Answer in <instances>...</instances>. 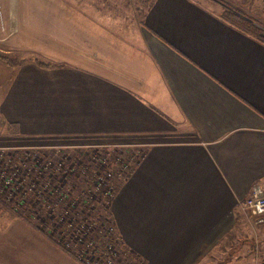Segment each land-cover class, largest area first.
Masks as SVG:
<instances>
[{"label":"crops","instance_id":"0c3cea01","mask_svg":"<svg viewBox=\"0 0 264 264\" xmlns=\"http://www.w3.org/2000/svg\"><path fill=\"white\" fill-rule=\"evenodd\" d=\"M225 8L243 13L222 0H145L128 19L82 9L80 59L45 68L0 58L11 72L0 97L5 125L139 152L110 214L140 264L223 263L217 250L233 246L239 203L254 184L264 188V43L223 19ZM64 33L65 55L75 54ZM36 90L48 107L25 97ZM22 102L41 115L20 116ZM0 264L83 263L14 214L0 224Z\"/></svg>","mask_w":264,"mask_h":264},{"label":"rangeland","instance_id":"374dc122","mask_svg":"<svg viewBox=\"0 0 264 264\" xmlns=\"http://www.w3.org/2000/svg\"><path fill=\"white\" fill-rule=\"evenodd\" d=\"M145 0H0V17L3 14L7 17H12V24H2L0 22V37L9 36L6 42H0V56H8L12 61H19L33 56L40 62L56 64L64 62L66 59H80L77 55L80 51L81 35H82V20L85 15H90L93 18L97 16L109 19L111 17L132 18L140 15ZM223 2H232L241 6L240 11L255 20L264 22V0H222ZM72 3L73 6L70 4ZM93 4V5H92ZM72 6L73 18H66V9ZM240 8V7H238ZM82 9L86 12L81 13ZM70 11V10H69ZM6 18H4L5 20ZM17 19V20H16ZM16 20V22H15ZM108 20H104L106 22ZM107 23V22H106ZM2 24V25H1ZM94 28L95 25H92ZM69 29L73 34V52L72 55H65V29ZM58 37L56 38L55 37ZM70 51V50H69ZM68 51V52H69ZM29 61V60H28ZM11 72L0 70V97L7 93L9 86L7 84V76ZM33 94V95H32ZM34 96L35 98H33ZM25 97H31L32 102H41V107H48V95L41 90H36L35 93L27 92ZM21 98V96H20ZM24 102V101H23ZM22 102V103H23ZM20 103V104H22ZM18 104V105H20ZM39 104V103H38ZM23 103L18 109L21 114H33L40 116L41 111L36 113L31 107H26ZM16 113V114H18ZM33 123L23 125L25 132L19 133L21 127L18 123L6 124L0 116V147L6 146L3 149L5 152L13 154L16 160H19L22 153L27 150L36 152L38 149H44L45 153L52 158L57 155L66 161V165L85 161L87 158L86 151L89 148L85 147H102L100 155L104 158L105 164H101L99 170L107 175V171H114L116 185L122 179L139 156V152L131 147H122L117 145L103 146L94 143H72L62 137H48V135L30 136L33 132ZM10 133L9 135L3 132ZM19 136V137H18ZM55 147V148H54ZM53 151V152H52ZM121 159L127 168L120 167L116 162L117 158ZM74 167H77L74 165ZM127 169V170H126ZM94 173V179H96ZM62 175V173L60 174ZM69 184L66 185V191L71 192L75 196L72 200L71 209L74 213L79 214V218L86 217L88 221L93 223L94 229L90 231L88 237L96 240L99 243L104 242V228L107 229L110 220V207L107 208V203L103 197L96 193L92 198L83 195L87 189L91 188L93 180H89L88 187L83 183L82 178L75 176L69 177ZM95 192V190L92 189ZM102 197V199L100 198ZM4 205L0 204V224L11 218L14 214L17 215L16 209L7 202ZM82 211V212H81ZM239 213V226L232 233L233 246L228 250L225 247H218L217 257H223V263L219 264H262L264 262V223H249L243 214ZM30 221L28 218H24ZM32 222H35L32 220ZM51 239L57 244L63 241L58 236L59 232L49 233ZM117 232V231H116ZM60 246V245H59ZM61 247V246H60ZM62 248V247H61ZM66 251L72 253L75 257L79 256L80 246L71 244L69 247H64ZM99 254L94 251L93 247H89L88 255L92 258ZM118 257V256H115ZM117 258L113 260L114 264H122L123 260Z\"/></svg>","mask_w":264,"mask_h":264},{"label":"built area","instance_id":"2783aa9c","mask_svg":"<svg viewBox=\"0 0 264 264\" xmlns=\"http://www.w3.org/2000/svg\"><path fill=\"white\" fill-rule=\"evenodd\" d=\"M5 147H0V198L3 202H10L17 212L21 211L23 216L37 222L42 230L50 234L59 232L63 242L58 245L62 248L71 244L80 246V255L76 258L83 264H114L115 258L120 263L118 257L123 260L122 264H140L137 256L122 244L111 214L108 227L104 228V242L99 243L88 237L94 229L93 223L86 217L80 219L79 214L71 209L75 196L65 189L66 185H71L68 183L71 176L82 178L87 187L92 179L91 188L95 192L89 188L83 195L92 198L98 193L109 209L117 185L113 181L114 171H107L106 175L99 170L101 164H105L100 155L102 147H85L89 148L86 160L69 165L62 157H53L57 152L51 158L44 149L36 152L25 150L23 156L16 160L13 154L3 151ZM116 158V164L127 168L125 162ZM96 170L98 174L94 179ZM61 173L64 176H60ZM239 211L250 224L264 223V188L261 185L251 187L248 196L239 203ZM89 247L99 253L97 257L88 255Z\"/></svg>","mask_w":264,"mask_h":264},{"label":"trees","instance_id":"16d2710c","mask_svg":"<svg viewBox=\"0 0 264 264\" xmlns=\"http://www.w3.org/2000/svg\"><path fill=\"white\" fill-rule=\"evenodd\" d=\"M221 16L227 22L233 24L240 30L250 34L251 36L259 40L260 42L264 43V22H258L254 20L252 17H249L243 13L238 14L233 9H230V8L222 9ZM0 58L4 60V62H6L7 64H10L13 62L14 65H18L25 60L32 61L36 65L40 67H45V68L56 65V64L50 65L49 63L40 62L34 56L32 58L23 59L21 61H16V62L12 61V59L9 58L8 56H5V57L0 56ZM0 204L5 206V203L2 201L1 198H0ZM17 215L22 218H26L25 216H23V213L21 211L17 212ZM262 264H264V262H262Z\"/></svg>","mask_w":264,"mask_h":264}]
</instances>
